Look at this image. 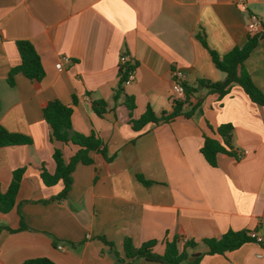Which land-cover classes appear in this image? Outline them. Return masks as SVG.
I'll return each instance as SVG.
<instances>
[{"label": "crops", "instance_id": "1", "mask_svg": "<svg viewBox=\"0 0 264 264\" xmlns=\"http://www.w3.org/2000/svg\"><path fill=\"white\" fill-rule=\"evenodd\" d=\"M250 13L264 19V0H0V124L31 138L0 147L2 191L24 167L14 207L0 212V264L37 257L55 264H163L126 258L123 240L138 247L155 239L153 250L162 253L172 236L197 243L188 250L199 257L196 264H264V245L253 239L224 254H206L202 242L228 230L264 236V106L238 84L221 97L199 88L183 105L189 111L201 101L191 116L140 130L130 124L147 107L157 117L172 111L174 68L192 87L222 81L210 50L222 57L244 45ZM18 40L38 52L40 81L16 73L14 84L7 82L19 62ZM123 53L135 64V78L115 100ZM62 55L70 61L58 71ZM242 67L264 94V38ZM124 94L134 99L131 112ZM55 99L72 106L73 131L94 134L103 145L90 153L92 163L76 164L61 200L54 197L62 183L44 184L40 171H54L55 148L67 159L78 146L50 139L41 106ZM96 99L107 102L102 116L91 107ZM225 123L232 125L234 155L219 153L212 166L200 150L203 136H216L212 130Z\"/></svg>", "mask_w": 264, "mask_h": 264}, {"label": "trees", "instance_id": "2", "mask_svg": "<svg viewBox=\"0 0 264 264\" xmlns=\"http://www.w3.org/2000/svg\"><path fill=\"white\" fill-rule=\"evenodd\" d=\"M258 37H248L242 46H236L220 57L217 53L210 50L212 62L215 67L225 73L222 81L210 82L207 80H198L196 87H192L183 83L184 97L173 100L172 111L155 116L150 107H147L137 119H130L132 128L140 130L149 122H169L176 116L183 114L186 117L191 116L195 109L200 106L201 101H197L189 111H183V105L188 100L192 92L199 88H206L209 92L217 93L220 97L225 95L232 84H238L254 103L264 106V94L254 85L248 73L243 70L242 63L248 58L252 50L256 46ZM205 45V41L202 40ZM16 47L19 54V62L12 67L7 75V82L14 84V75L21 73L29 79L40 81L44 76V69L40 56L30 41L18 40ZM123 67V68H122ZM119 68V81L115 90L113 99L117 100L118 96L124 93L123 85L127 78L128 71L135 67V64H127ZM125 96V104L131 112L134 108V99L132 96ZM91 107L93 111L102 116L107 111V102L104 99L92 100ZM41 112L44 120L50 128V139L63 143H72L78 146L77 150L67 159L63 158L60 149L55 148L52 158L55 169L52 173L48 172L42 166L40 177L44 184L50 186L57 182L62 183L60 192L55 195V199H64L69 192L72 184L71 173L78 163L90 164L92 151H100L102 149V141L94 134L85 136L72 130L71 114L72 106L65 105L58 100H48L41 106ZM216 136L204 135L201 146V153L206 161L212 165H216V158L219 153H232V125L229 123L221 124L215 130H212ZM31 143V138L20 132H12L7 130L0 124V147L8 145H24ZM234 155V153H232ZM24 173V167H19L12 172L10 183L5 191L0 189V212L10 211L16 200V194ZM138 177L148 184L149 180H145L141 175ZM22 221V220H21ZM20 228H24L21 222ZM102 241L112 249L114 256L118 257V251L112 242L107 241L104 237H100ZM252 240L244 231L228 230L220 238L203 239V244L207 247L206 254H224L240 247L243 243ZM156 244L155 239L142 242L138 247L132 244L129 237L123 240V252L126 258H143L148 261L160 262L163 264H196L199 257L192 261L189 259V249L197 246L193 240H183L178 236H172L165 240V247L162 253H156L153 250ZM21 264H55L53 260L47 257H37L24 260Z\"/></svg>", "mask_w": 264, "mask_h": 264}, {"label": "built area", "instance_id": "3", "mask_svg": "<svg viewBox=\"0 0 264 264\" xmlns=\"http://www.w3.org/2000/svg\"><path fill=\"white\" fill-rule=\"evenodd\" d=\"M237 4H244L246 0H235ZM247 36L248 37H259L262 33H264V19L255 13H250L248 17V21L246 24ZM70 61L68 56L62 55L59 60L55 64V68L58 71L63 69L65 63ZM127 64H134L131 61V58L128 54L123 53L119 56V65L120 67L127 65ZM123 68V67H122ZM135 78V67L128 71V75L124 84L130 83ZM185 82V76L181 69L174 68L171 71V95L172 101L175 99H180L184 97V86L183 83ZM247 153V151H243L241 153H237L238 156ZM249 237H251L254 241L259 244L264 245V236L261 234L256 233L255 231H250L247 233Z\"/></svg>", "mask_w": 264, "mask_h": 264}, {"label": "water", "instance_id": "4", "mask_svg": "<svg viewBox=\"0 0 264 264\" xmlns=\"http://www.w3.org/2000/svg\"><path fill=\"white\" fill-rule=\"evenodd\" d=\"M260 38H264V33L260 35ZM196 255H197L196 253L191 254L189 257V261H192Z\"/></svg>", "mask_w": 264, "mask_h": 264}]
</instances>
